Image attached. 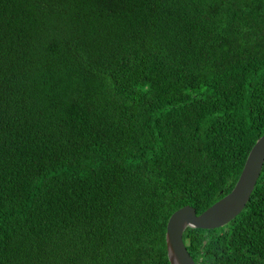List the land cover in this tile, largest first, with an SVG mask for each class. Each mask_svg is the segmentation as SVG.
Segmentation results:
<instances>
[{
    "label": "trees",
    "instance_id": "16d2710c",
    "mask_svg": "<svg viewBox=\"0 0 264 264\" xmlns=\"http://www.w3.org/2000/svg\"><path fill=\"white\" fill-rule=\"evenodd\" d=\"M264 134V0H0V264H171ZM197 264H264V166Z\"/></svg>",
    "mask_w": 264,
    "mask_h": 264
},
{
    "label": "water",
    "instance_id": "95a60500",
    "mask_svg": "<svg viewBox=\"0 0 264 264\" xmlns=\"http://www.w3.org/2000/svg\"><path fill=\"white\" fill-rule=\"evenodd\" d=\"M264 166V134L252 147L242 173L230 193L198 214L193 206L176 210L167 224L166 240L171 264H197L184 242L187 227L213 229L239 215L251 198Z\"/></svg>",
    "mask_w": 264,
    "mask_h": 264
}]
</instances>
